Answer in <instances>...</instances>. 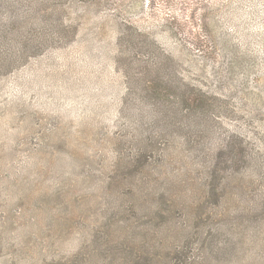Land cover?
<instances>
[{
    "label": "rangeland",
    "instance_id": "obj_1",
    "mask_svg": "<svg viewBox=\"0 0 264 264\" xmlns=\"http://www.w3.org/2000/svg\"><path fill=\"white\" fill-rule=\"evenodd\" d=\"M27 7L15 4L18 18L7 25L30 37L16 52L45 44L10 68L0 65V264H130L128 248L148 249L161 264L186 245L194 262L264 264V176L254 163L227 174L225 197L199 235L193 218L150 220L162 207L151 187L185 189L201 201L210 178L201 161L232 130L251 132L247 141L264 166V0H39ZM134 32L144 45L155 39L178 73L215 96L207 121L191 117L189 128L174 131L173 166L157 181V174H126V160L158 131L150 107L121 108ZM11 47H3L0 64L13 57ZM130 206L138 216L129 221Z\"/></svg>",
    "mask_w": 264,
    "mask_h": 264
},
{
    "label": "trees",
    "instance_id": "obj_2",
    "mask_svg": "<svg viewBox=\"0 0 264 264\" xmlns=\"http://www.w3.org/2000/svg\"><path fill=\"white\" fill-rule=\"evenodd\" d=\"M19 2L22 9H25L26 6H33L34 3L38 4L39 0H0L1 59H3V47L12 46L13 49V57L11 56L12 58L6 64H0L6 69L10 68V63L16 59H26L44 50L45 43L38 42L30 47H27L25 43L24 48H26V51L22 49L19 54L16 52L15 47L18 46L17 43L20 40L30 39L27 36L21 39L19 28L11 31L7 28L9 23L18 18L17 14L12 13V9ZM43 11L35 8V13L40 12L43 14ZM29 15L25 17H29ZM13 16L16 18H12ZM140 36L141 34L138 32L130 33V38L127 41V45L135 51L125 58L127 60L126 67L128 68L126 70L128 85L121 108L123 107V110L129 111V103L133 105L143 103L145 106L150 107V118L154 123L153 126L157 127L158 131H155L157 133L153 131L150 134L143 150L133 154L130 159L126 160L128 164L126 174L135 179L141 178L143 172H148L152 176L157 174L152 179L157 181L160 179L158 173L167 167L173 166L171 164H173L174 159H171L170 149L174 131L184 129V127L189 128L191 117L198 116L207 121L211 113L213 114L215 96L198 85L194 79H189L184 74L178 73L174 66L176 60H174L173 55L161 48L155 39L152 38L148 45H144ZM8 52L10 51L8 50ZM2 66L0 70L3 68ZM250 133V131L241 128L232 130L229 135L221 139V142L208 148L206 154L211 156L201 161V166L210 178L207 180L208 183L203 182V185L206 184L207 189L202 194L201 201L193 202L185 189L172 192L166 188L156 192L155 188L151 187L152 196L161 203L162 207L153 212L150 220L166 224L173 220L184 221L193 218L196 228L194 235H199L201 228L215 218L214 216L217 214L215 209L225 197L227 174L250 168L251 164L254 163V168L259 170L260 176H264L261 156L257 153L258 151L250 148L249 145L251 144L247 141L251 138ZM199 137L200 134L195 133L191 142H198ZM199 143H202V141ZM173 169L178 170L175 167ZM178 182L186 181L179 180ZM190 182L198 184L195 179H191ZM188 198L191 200H185ZM129 210L132 212L129 216L130 221L131 216H138V211L136 207L132 206ZM187 246L186 248L174 249L171 253L168 252L161 264H203L194 262L191 257L194 247ZM143 251L128 248L130 264H159L156 257L151 255L148 249Z\"/></svg>",
    "mask_w": 264,
    "mask_h": 264
}]
</instances>
